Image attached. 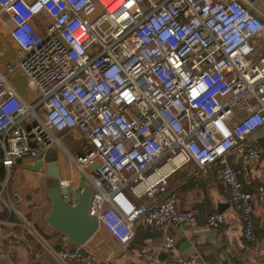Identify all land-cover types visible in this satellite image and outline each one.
<instances>
[{
	"label": "built area",
	"instance_id": "1",
	"mask_svg": "<svg viewBox=\"0 0 264 264\" xmlns=\"http://www.w3.org/2000/svg\"><path fill=\"white\" fill-rule=\"evenodd\" d=\"M0 20L21 51L0 69L1 206L16 210L7 187L17 159L59 145L94 188L90 212L101 228L127 246L142 220L173 252L168 227L191 224L195 212L179 207L168 178L194 161L201 171L215 166L245 240L255 241L253 199L264 202V183L245 190L243 168L228 158L237 150L262 160L247 139L264 125V0H0ZM17 72L38 92L34 102L19 94ZM72 130L86 140L78 155L57 135ZM225 223L222 213L207 219ZM58 257L94 261L82 246ZM175 262L203 264L196 255Z\"/></svg>",
	"mask_w": 264,
	"mask_h": 264
},
{
	"label": "crops",
	"instance_id": "2",
	"mask_svg": "<svg viewBox=\"0 0 264 264\" xmlns=\"http://www.w3.org/2000/svg\"><path fill=\"white\" fill-rule=\"evenodd\" d=\"M44 17L50 20L48 14L45 13ZM36 24L39 30H43L44 26L39 25V21ZM0 40L5 43V49L9 50V53H3L4 48L0 47V69L4 70L8 61L16 62L21 58V51L1 20ZM12 80L26 102L37 100L38 92L28 84L22 73H15ZM57 135L70 152L63 139L71 138L75 141L73 148L78 153L86 144L83 134L78 130ZM247 141L261 150L262 160L255 163L237 150L228 160L232 165L243 168L244 189L253 191L264 183V125L251 133ZM80 145L82 148H79ZM63 151L65 152L61 146L53 145L40 155L46 152L52 156L57 155L60 181L68 182L69 186L66 188L70 192L69 199L75 202L82 189L90 185L79 168L81 175H66L62 161ZM40 155L38 158H21L22 162L16 161L12 168L7 195L16 210L0 205V264H75L59 259V253L70 245L65 243V237L60 232L52 229L45 221L51 209L45 180L46 169L36 172L27 168L28 164L40 161ZM72 163L75 164L73 161ZM3 171L0 163V179ZM14 172L16 174L13 179ZM167 190L175 192L181 209L195 212V220L191 224L168 227L167 231L176 240L173 252L161 249V230L151 228L138 220L134 239L129 245L123 246L124 251L119 258H109V247L103 242L112 236L106 229L101 228L82 246L89 253H93L94 261L91 264H176L175 257L178 254L196 255L203 264H264V202L253 199L256 239L248 242L243 236L241 216L229 202V188L218 179L215 166L201 171L194 161L183 163L169 176ZM129 195L132 197L130 193ZM135 201L145 202L147 199L136 198ZM212 213L224 214L226 223L218 228L209 227L207 219ZM146 251L156 253V261L145 260L142 253Z\"/></svg>",
	"mask_w": 264,
	"mask_h": 264
},
{
	"label": "water",
	"instance_id": "3",
	"mask_svg": "<svg viewBox=\"0 0 264 264\" xmlns=\"http://www.w3.org/2000/svg\"><path fill=\"white\" fill-rule=\"evenodd\" d=\"M57 156L47 152L40 155V161L28 164L27 168L36 172L46 169L45 180L47 194L51 201V209L45 221L49 226L65 237V243L70 246H83L101 229L97 215L90 212L94 188L86 186L80 192L77 200L71 202L67 195L68 188L60 184V166ZM18 162H22L19 158ZM109 247V258H119L124 248L114 238L104 241Z\"/></svg>",
	"mask_w": 264,
	"mask_h": 264
},
{
	"label": "rangeland",
	"instance_id": "4",
	"mask_svg": "<svg viewBox=\"0 0 264 264\" xmlns=\"http://www.w3.org/2000/svg\"><path fill=\"white\" fill-rule=\"evenodd\" d=\"M0 47H3L4 49H3V53H9V50L8 49H5V48H7V47H5L6 45H5V43L2 41V40H0ZM14 62V61H13ZM63 142H64V144L66 145V146H68L69 147V149L71 150V152L74 154V155H78V152L76 151V150H74V144H75V141H73L71 138H66V139H63ZM79 145V144H78ZM79 148H82V145H80L79 146ZM83 149V148H82ZM64 152V151H63ZM54 156V155H53ZM57 156V155H56ZM62 161H63V164H64V166H65V168H66V175L68 176V177H76V176H79V175H81V172L79 171V169H78V167L75 165V164H73L72 163V160H71V158L68 156V154H66L65 152L62 154ZM15 174H16V172H14V174H13V179H14V176H15ZM12 179V180H13ZM126 191L128 192V194L130 193L131 195H132V199L133 200H136V198H134L135 197V195L133 194V192L131 191V189L128 187L127 189H126Z\"/></svg>",
	"mask_w": 264,
	"mask_h": 264
}]
</instances>
